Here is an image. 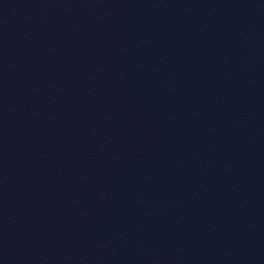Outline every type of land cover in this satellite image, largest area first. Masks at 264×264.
I'll return each mask as SVG.
<instances>
[{"label": "water", "instance_id": "1", "mask_svg": "<svg viewBox=\"0 0 264 264\" xmlns=\"http://www.w3.org/2000/svg\"><path fill=\"white\" fill-rule=\"evenodd\" d=\"M0 264H264V0H0Z\"/></svg>", "mask_w": 264, "mask_h": 264}]
</instances>
